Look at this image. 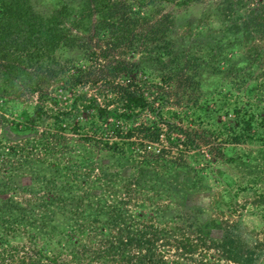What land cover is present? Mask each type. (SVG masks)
I'll use <instances>...</instances> for the list:
<instances>
[{
    "label": "rangeland",
    "instance_id": "374dc122",
    "mask_svg": "<svg viewBox=\"0 0 264 264\" xmlns=\"http://www.w3.org/2000/svg\"><path fill=\"white\" fill-rule=\"evenodd\" d=\"M117 1L132 43L96 0H30L68 37L0 58V264H264V0ZM165 43L168 82L149 60ZM130 82L166 120L135 115L162 138L122 153L107 99Z\"/></svg>",
    "mask_w": 264,
    "mask_h": 264
},
{
    "label": "trees",
    "instance_id": "16d2710c",
    "mask_svg": "<svg viewBox=\"0 0 264 264\" xmlns=\"http://www.w3.org/2000/svg\"><path fill=\"white\" fill-rule=\"evenodd\" d=\"M96 1L97 4L95 9L100 12V17L108 18L109 16V20L110 18H112V16H116L112 19L111 23H108V25H106V23L103 25V27L107 29L109 28V26L111 27V24H113V26H115L117 29L115 33L116 38H123L132 43V39L129 37V29L127 31L126 28L134 22L138 21V13L135 11H132L131 13H127L126 11L122 12L123 8L127 6L123 5L121 7L120 3L117 0ZM135 1L136 0H134L130 4L126 1L123 2L127 4L128 7L132 8V5ZM187 1L192 0H186V2ZM68 13L69 12H67L66 14ZM11 21L13 22L11 23ZM8 23H10L11 26L16 28V33H22V31L24 30L27 31L25 34H19L18 36L10 39L8 37H10L14 31L8 30ZM61 24L62 22H59L57 16H53L49 19H46L40 13H37L32 7L30 0H0V58L3 60L11 59L13 61L19 57L17 53H19L20 55L25 54L28 59L32 58L33 56L40 58L53 53L54 49L58 47L59 43L68 37V30L61 26ZM233 25L236 26V28H239L237 27L238 24ZM157 33L158 35L156 34L154 35V37L151 38L159 40V38L163 37L162 35H160V32ZM230 34L232 36L235 35L231 32ZM133 37H135V35H133ZM7 39H10V42H8ZM70 40L75 41V38L71 35ZM160 48L161 47L159 46L155 47V49L157 50H160ZM172 54L173 53L169 49L168 44L165 43L164 50H161L160 53H158L156 56L149 57V60L151 61V66L156 63L157 66L161 67V65H164L165 68L170 70V72L163 71L161 76L162 81L168 82L174 79L177 75H179L175 73L176 71L171 72L173 67H175L176 62L179 61H177V57H175L174 61L166 60L170 55L172 56ZM14 55H17V57H14ZM188 62L189 64L187 63L183 66L182 62L180 61V63H178V66L194 67L195 64H197V62H194L193 64H190V61ZM121 68L125 69L126 67L122 66ZM126 70H131V66L128 65ZM151 82L152 85L157 84L156 80H152ZM116 88V94L117 91L120 93L121 100L113 99L112 96L108 97L109 99H107L108 104L115 105V109H113L114 113L111 114L117 119L116 121H118L115 128V136L120 138L119 141H115L112 143L114 144L112 148H115L117 149V151L124 153L126 150L127 140L131 141L130 139L133 138L134 135L139 134L145 136L144 138H141V140L146 139L153 142H159L163 135V129L159 125H157L156 122L150 124L149 126L143 124L129 126L128 123L130 120H133L135 115L138 116L142 110L146 109H150V111L154 112V114L158 116L161 120L165 119L162 112V105H157V107L155 108V104H151L145 94L141 90L135 88L131 82L127 86H122V84H118ZM160 88L164 87L161 86ZM154 94L157 96L156 99L158 101V104L161 100L164 102L165 96L166 98H168L165 91H159V93L157 91ZM99 108L100 110H102L103 114L107 115L108 109H110L111 107L110 105H107V107ZM57 118H60V116L57 115ZM123 126H125L127 129L124 130ZM100 129H102V127H100ZM158 129L159 131H156ZM16 130H19V128H16ZM168 138L171 140L172 143L175 142L173 138H171V136H168ZM133 142L134 141H131V144H134ZM141 142H143V144H140L142 148L139 149L143 151L145 144L144 141ZM16 152L17 151H10L9 154H15ZM226 239L225 246H223L224 251L228 253V256H232L235 261H238L239 257H235L233 255V251L231 250V246L234 245L233 241ZM226 246H229L230 248L227 247L225 250ZM25 262L26 261L24 260V258H18L16 259L15 264H25Z\"/></svg>",
    "mask_w": 264,
    "mask_h": 264
}]
</instances>
